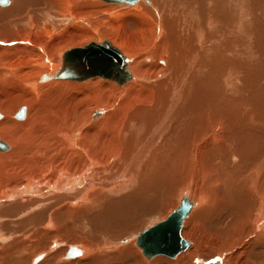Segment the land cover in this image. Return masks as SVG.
Instances as JSON below:
<instances>
[{
  "label": "bare ground",
  "instance_id": "obj_1",
  "mask_svg": "<svg viewBox=\"0 0 264 264\" xmlns=\"http://www.w3.org/2000/svg\"><path fill=\"white\" fill-rule=\"evenodd\" d=\"M7 1L0 4V89L6 97L0 98V140L8 145L0 147V207L54 204L52 227L57 212L71 220L99 210L112 194L143 188L146 169L158 179L175 163L173 171L185 174L177 196L189 197L194 208L183 224L191 245L169 264H226V257L237 258L231 264H264V252L255 253L259 261L250 257L251 249L264 248V0H139L135 6ZM115 7L129 12L112 14L107 21L117 34L106 39L126 56L131 78L123 84L99 75L46 79L62 66L65 48L104 39H94L91 23ZM15 84L25 91L30 86L22 96L26 119L1 112L12 106L6 99L14 92L7 88ZM67 88L90 93L96 105L111 101L112 110L94 121L102 112L92 118L87 103L79 109ZM55 89L65 101H57ZM108 89L119 93L116 100ZM176 122L181 131L173 128ZM164 135L176 144H165ZM224 158L228 169L239 170L220 171ZM82 246L80 256L95 251ZM130 249L121 252L137 250L134 244ZM138 250L137 264H151ZM205 252L216 261L201 257Z\"/></svg>",
  "mask_w": 264,
  "mask_h": 264
},
{
  "label": "rangeland",
  "instance_id": "obj_2",
  "mask_svg": "<svg viewBox=\"0 0 264 264\" xmlns=\"http://www.w3.org/2000/svg\"><path fill=\"white\" fill-rule=\"evenodd\" d=\"M99 1L102 3L101 0ZM114 4H117V3H114ZM137 4H134L131 6H135ZM120 5H123V4H120ZM101 7L103 6H100L98 8H101ZM127 9L129 8H121V7L108 8L107 11L104 10V12H106L107 14L105 13L104 15H102L103 17L100 16L102 20H98V16H95V18L93 19L91 23L94 30L96 29L95 35H93L94 39H97V40H100L101 38L106 39L107 36L108 38L109 36L115 37V35L117 34L115 30L118 29V27L116 28V26H114L115 29L109 28V26L111 25L107 20H109V18L112 19L113 13L129 12V10ZM103 19H105L106 21H104ZM95 22H97L98 25L95 26ZM102 23H104L105 25ZM104 28L107 30H104ZM99 33L102 37H100ZM97 35L99 37H97ZM92 41L94 40H91V39L85 40L84 42L78 45H75L73 47L83 46ZM73 47L72 46L67 47L64 50L66 51L67 49H70ZM60 49H59V52L62 53L63 50L61 47ZM142 55H144L145 59L149 57L148 53H143ZM38 60L39 58L35 59L34 61H38ZM37 74L38 73L34 74L33 76L29 78H32V77L37 78L36 77ZM98 78H94V79H98ZM94 79H89L81 83H85V82H88ZM104 80H107V79H104ZM69 81H72V80H69ZM74 82H78V81H74ZM38 86H40V83L37 81V84L35 87H38ZM17 87H20V88L17 89ZM24 89H25L24 86L18 85V84H15L14 87H8L7 90L9 92H14L13 93L14 96L12 95L14 98H12V100H8V98L6 99L7 104H10L12 106L9 109L7 108V106H4L1 112L7 111L15 115L18 112V110L25 104L24 100L26 99H22V96L28 93V90H30V86H27V89H26L27 91H25ZM67 89L69 90V95L73 96L72 99L73 98L75 100L79 99L78 102L80 103H76L79 109L82 110V108L84 107V103H87L88 106L86 105V107H88V110L91 112L92 118L94 116V113L97 112L98 109L102 112L101 116L97 118H93L94 121H97L101 118L105 120L107 118L106 114L110 110H112V108L108 106L109 104L113 103L111 101H108V104L96 105L95 101L92 103L93 100L92 99L90 100V98L92 97L90 93L80 94V92L72 91L71 88H67ZM108 91H113V90L108 89ZM51 92L57 98V101L63 102L66 100L65 96L63 97L62 100L58 97L57 95V93L59 92L58 89H55L54 91H51ZM113 92L115 93V100H116V98L119 96V93L117 91H113ZM3 93H4L3 89H0V98L2 97L6 98L5 95H3ZM6 100L4 99V101ZM70 101L71 102L73 101V103H75L74 100H70ZM117 101L119 103V100ZM0 104H1V101H0ZM33 106L40 107L39 104L36 105L35 103H33ZM94 110L96 111L94 112ZM39 112L42 117L47 116V114H45V112L42 109H40ZM27 113H28V110H27ZM0 114L2 115L4 113H0ZM88 114H85L83 116V119H87ZM173 128L175 130L181 131V126L178 122L173 124ZM165 137H164L165 144H168L170 146H173L176 144V141H177L176 139H173L168 135H166ZM223 160H224V164H223ZM220 163L225 166V168L223 170L220 169V171L239 170V166H237V168L235 169L233 168L228 169L226 158L221 159ZM176 166L177 165L173 163V166L171 169L172 171H168L169 174L164 172L162 176L159 175L157 177L158 179H156V177L150 174V172L147 171L146 169L143 174L144 181H146L145 182L146 186L144 185L143 188H137V187L131 188L124 192L122 191L119 193H115V195L112 194L111 195L112 199L110 198L111 196H109L108 200L101 206L99 210L95 209L91 212H84L83 215H79L78 217H75L74 219L72 218L71 220H69V217L65 213V211L64 213L59 211L54 216V219L56 218L55 219L56 222L55 224L52 225V227L48 226L47 224H49V221H48L49 215L53 213L54 209H56V207H53L54 204L49 206V209H48V206L46 205L41 206L39 204H34L30 208H28L27 206L25 207V205L22 206L23 204H21V202H18L17 205L13 204L11 206L7 204H3V206L0 207L1 209H3V210H0V225H1L0 233L2 237L5 234L7 238L4 236L2 239V237L0 236L1 237L0 241L1 240L3 241V242H0V247H1L0 248V264H33L31 263V261L34 258H36L38 255H39L38 257L39 260L36 264H103V263L105 264H137L138 263L137 255H135V253L137 252L138 249H139L138 251L140 252L141 256L149 260L151 264H155V263L156 264H169V261H177L178 258L186 254L187 249L182 251L183 252L182 255L179 253L180 256L178 254L174 258L165 256V255H156L152 258H147L144 254H142V249L136 243L137 235L139 233H141L143 230H145L152 224L157 223L158 221L166 218L171 211H173L176 207L180 205L181 201L179 200L180 197L178 198L177 196L178 194L177 191L178 189L180 190V188H182L183 186L181 181L185 177L184 176L185 174H184V171H173L177 168ZM125 192H127L128 194ZM141 193L144 196L141 195ZM196 196L197 194H194L195 198ZM4 207L7 209H4ZM193 208L194 206L190 210L189 215L187 216L185 221L190 217ZM18 214H20L21 216ZM13 219L16 221L14 222ZM209 226L212 231H217V228L214 227V225H209ZM182 235L185 239H188L189 237L187 231L184 230V225L182 228ZM132 244H134L135 249L137 248V250L132 251V253L134 252L133 254L127 253L126 255V253L121 252L122 249H127V251H131L130 246H132ZM73 245H75L76 247L83 245L88 248H93L95 249V251H93V253L89 255H87L86 253L81 256L80 255L68 256L67 255L68 250ZM106 245L107 246L117 245L119 249L112 250V251L109 250L107 253L106 252L99 253L97 251V249L99 250L100 247L105 248ZM190 245H188V248L190 247ZM207 247H208V244H207ZM44 251L46 252V256L41 255L42 252ZM250 251H251L250 253L251 259H254L255 261H259L258 258H257L258 260L256 259L255 253L260 252L261 254H263L264 248L262 246H258L254 249H251ZM65 255L68 257V259H62ZM212 255L213 254L211 253L209 256V253L205 252V254H202L201 257L207 259L208 262H214L216 261L215 260L216 256L213 257ZM229 255L230 254H228L227 256ZM239 259L241 260V258ZM225 260H226L225 261L226 264H231L234 262V260H237V258L231 259V257H226ZM187 262H185V264H192V263L196 264L195 261L194 262L187 261ZM180 264H184V261L183 263H180Z\"/></svg>",
  "mask_w": 264,
  "mask_h": 264
},
{
  "label": "water",
  "instance_id": "obj_3",
  "mask_svg": "<svg viewBox=\"0 0 264 264\" xmlns=\"http://www.w3.org/2000/svg\"><path fill=\"white\" fill-rule=\"evenodd\" d=\"M103 1L117 4H134L139 0ZM7 3V0H0L2 5ZM127 64L126 56L117 47L113 46L108 39H103L100 42L92 41L86 45L73 47L65 51L60 69L55 75H46L45 78L84 80L99 75L123 84L132 76ZM26 112L27 106L23 105L15 114V118L18 120L24 119ZM100 114L101 111L98 110L94 117ZM0 147L1 149H7L8 145L0 140ZM192 206L191 200L188 197H183L180 205L171 211L166 218L152 224L137 235L136 243L147 258L156 255H166L174 258L188 247L190 242L183 237L181 230ZM67 255H79L78 248L71 246Z\"/></svg>",
  "mask_w": 264,
  "mask_h": 264
}]
</instances>
